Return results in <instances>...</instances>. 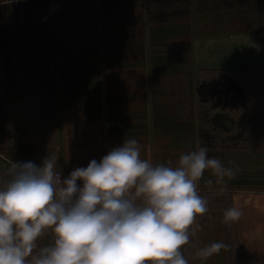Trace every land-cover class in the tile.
<instances>
[{
  "label": "crops",
  "instance_id": "0c3cea01",
  "mask_svg": "<svg viewBox=\"0 0 264 264\" xmlns=\"http://www.w3.org/2000/svg\"><path fill=\"white\" fill-rule=\"evenodd\" d=\"M208 3L0 0V179L11 162L39 166L48 154L66 178L126 139L141 158L175 167L199 143L238 171L198 181L208 211L182 248L188 264H264V145L239 144L241 128L264 136V113L239 115L256 104L236 74L262 72L264 85V31L240 46L238 17L208 15ZM232 207L242 216L226 223ZM213 242L228 248L197 255Z\"/></svg>",
  "mask_w": 264,
  "mask_h": 264
},
{
  "label": "clouds",
  "instance_id": "9594fccd",
  "mask_svg": "<svg viewBox=\"0 0 264 264\" xmlns=\"http://www.w3.org/2000/svg\"><path fill=\"white\" fill-rule=\"evenodd\" d=\"M208 152L197 143L177 166L154 165L141 158L136 139H126L66 178L55 155L39 166L11 162L8 178L0 179V264H188L182 248L197 216L208 211L198 181L211 170L223 184L238 171ZM223 215L234 222L242 211ZM227 248L213 242L197 255Z\"/></svg>",
  "mask_w": 264,
  "mask_h": 264
},
{
  "label": "rangeland",
  "instance_id": "374dc122",
  "mask_svg": "<svg viewBox=\"0 0 264 264\" xmlns=\"http://www.w3.org/2000/svg\"><path fill=\"white\" fill-rule=\"evenodd\" d=\"M210 1L208 3V7L206 9V14L208 15H223V16H236L238 18V25L233 24L234 34L238 35L240 42V46L246 44L245 40H242V36H246V34L254 32L255 35H261L264 31V24L259 23L258 19H263L264 21V0H207ZM204 6V4H203ZM252 18L253 20H249L246 24V19ZM229 24H223V28L230 27ZM224 31V30H223ZM206 36L209 39L212 34L208 31L206 32ZM233 34V35H234ZM244 41V42H242ZM257 42L262 41L260 39L255 40ZM248 56H240L242 59H246ZM237 74L238 85L240 90L243 89L245 91V87L248 86L249 92L251 91L250 103L256 104L255 106H251L248 111L242 110L239 112V115H260V113H264V104L262 103L263 97L261 96L262 91H264V85L262 82L263 76L262 72H251L245 69H239ZM5 115V114H4ZM264 127V122L260 121V127ZM256 129L253 133L252 129L241 128L239 131V144L240 146H263L264 144V136L257 132ZM259 131V130H258Z\"/></svg>",
  "mask_w": 264,
  "mask_h": 264
},
{
  "label": "built area",
  "instance_id": "2783aa9c",
  "mask_svg": "<svg viewBox=\"0 0 264 264\" xmlns=\"http://www.w3.org/2000/svg\"><path fill=\"white\" fill-rule=\"evenodd\" d=\"M59 172H60V174H61V178H65L64 177V174H63V172L62 171H60V170H58Z\"/></svg>",
  "mask_w": 264,
  "mask_h": 264
}]
</instances>
